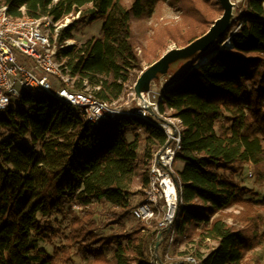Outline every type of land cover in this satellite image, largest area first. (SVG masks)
I'll return each mask as SVG.
<instances>
[{"label": "trees", "instance_id": "trees-1", "mask_svg": "<svg viewBox=\"0 0 264 264\" xmlns=\"http://www.w3.org/2000/svg\"><path fill=\"white\" fill-rule=\"evenodd\" d=\"M162 1L130 0L128 6L124 0H0V5L15 17L22 9L54 22L76 16L58 31L56 58L75 90L88 89L111 103L143 68L132 18L151 16ZM263 2L247 0L230 46L220 47L223 35L203 47L200 52L207 51L163 89L159 103L161 113L170 111L183 126L175 235L190 237L203 227L201 235L216 242L199 257L201 264H242L264 240V194L254 200L262 211L244 214L241 228L221 216L254 194L238 179L247 165L255 181L264 180ZM99 18L100 37L65 45L78 23ZM165 140L162 129L135 115L93 125L68 103L21 92L0 110V264H163L155 252L158 231L140 221L128 233L123 229L135 179L143 194L149 160ZM58 232L61 240L50 252L41 244L53 243Z\"/></svg>", "mask_w": 264, "mask_h": 264}, {"label": "built area", "instance_id": "built-area-1", "mask_svg": "<svg viewBox=\"0 0 264 264\" xmlns=\"http://www.w3.org/2000/svg\"><path fill=\"white\" fill-rule=\"evenodd\" d=\"M22 11V15L15 17L7 12L5 5H0V110L7 107L12 97L17 98L25 91L33 95L47 94L68 103L93 125L135 115L162 129L166 140L149 160L143 198L131 208V216L141 222L153 223L160 234L166 231L168 235L162 240L171 243L182 204L180 174L174 164L181 149L183 126L178 117L166 119L160 112L163 90L156 101L151 100V97L155 98L151 96V90L136 93L134 110L99 100L88 89L75 90L64 63L56 58V37L63 24L52 21L47 15L35 18ZM184 263L201 264V259L186 255L177 262Z\"/></svg>", "mask_w": 264, "mask_h": 264}, {"label": "rangeland", "instance_id": "rangeland-1", "mask_svg": "<svg viewBox=\"0 0 264 264\" xmlns=\"http://www.w3.org/2000/svg\"><path fill=\"white\" fill-rule=\"evenodd\" d=\"M124 1L126 5H130V0ZM230 1L234 4L232 6L230 19L214 40L215 42L218 41L223 35L226 37L220 47L230 46L229 37L237 28V22L247 3V0ZM220 2V0H163L151 16L141 19L132 18L136 48L138 55L141 56L143 68L139 71L137 78L127 82L125 92L117 102H114L115 106L134 110L137 107L136 82L141 73L158 62L166 53L175 49H186L192 45L191 43L196 42L202 34L208 33L209 29L214 24L213 22L222 17L225 12L224 8H221ZM74 18H76V16H68L58 23L61 25L63 24L61 27H64ZM102 25V18L96 19L91 23L87 20L81 21L73 30V38L66 40L65 45H80L90 37H100L102 34ZM197 36L198 38L188 43L189 39ZM206 51L207 49L202 52L198 50L193 54H173L164 63L163 66L165 68L147 80L141 88V91L147 92L151 90V96H155V98L151 97V100L156 101L160 91L175 83L187 70L188 66L192 64L201 53ZM199 61L197 63H199ZM70 83L73 84V79L70 80ZM13 99L15 98L12 97L11 100ZM163 116H165L166 119H172L174 117L170 114V111L163 113ZM183 168V161L177 158L174 169L180 172ZM249 173H251V175ZM238 179L242 185L251 188L254 194L247 196L250 198L247 203L242 202L226 208L222 211L221 216L229 225L241 228L243 225L240 223V218L244 214L262 211L259 206L260 204L254 200L260 199L264 194V180L260 182L255 181V173L250 165L245 167L244 172ZM140 189L141 184L139 179L136 178L132 186L133 194L130 197L132 207L142 199L143 194L140 192ZM77 209L78 206L76 204L72 205V210L75 211ZM137 222L138 220L129 216L124 221L123 232L128 233ZM141 223L145 224L147 227L154 228L153 223ZM62 228L63 225H60L59 229ZM112 230L117 232L120 229L114 226ZM202 232L203 227H197L190 237L183 236L180 238L174 235L171 243L169 241L160 240V243L155 246V252L158 257H163V264H177V262L182 260L186 255H193L198 258L200 256H205L216 246V242L203 237L201 235ZM60 240L61 236L58 232L53 243H43L41 245L51 252L54 245L58 244ZM74 261L79 262L77 257L74 258ZM242 264H264V240L255 244L251 250L245 254Z\"/></svg>", "mask_w": 264, "mask_h": 264}, {"label": "water", "instance_id": "water-1", "mask_svg": "<svg viewBox=\"0 0 264 264\" xmlns=\"http://www.w3.org/2000/svg\"><path fill=\"white\" fill-rule=\"evenodd\" d=\"M221 4L225 10L222 17H220L217 21L214 22V24L209 29L208 33L198 42L192 44L191 46L187 47L186 49H175L172 50L165 55H163L158 62L151 65L148 69L143 71L141 75L139 76L137 82H136V93L139 95L141 92V88L144 86L145 82L152 78L157 72L161 71L165 67L163 66L167 59H169L173 54H190L194 53L198 50H201L203 47L211 44L215 38L218 36V34L221 33V30L223 27L226 26L227 22L230 19L231 16V10H232V4L229 0H220ZM264 6V5H263ZM203 59H201L199 62H201ZM161 234H158V240L156 241L155 246H157L160 243Z\"/></svg>", "mask_w": 264, "mask_h": 264}, {"label": "bare ground", "instance_id": "bare-ground-1", "mask_svg": "<svg viewBox=\"0 0 264 264\" xmlns=\"http://www.w3.org/2000/svg\"><path fill=\"white\" fill-rule=\"evenodd\" d=\"M208 58V56H205L204 58H203V60H206Z\"/></svg>", "mask_w": 264, "mask_h": 264}]
</instances>
